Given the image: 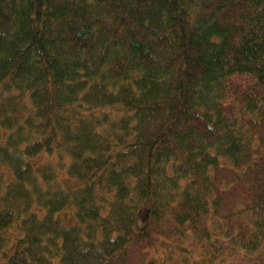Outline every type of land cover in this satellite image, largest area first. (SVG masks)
<instances>
[{
	"label": "trees",
	"instance_id": "16d2710c",
	"mask_svg": "<svg viewBox=\"0 0 264 264\" xmlns=\"http://www.w3.org/2000/svg\"><path fill=\"white\" fill-rule=\"evenodd\" d=\"M171 259L264 264V0H0V264Z\"/></svg>",
	"mask_w": 264,
	"mask_h": 264
},
{
	"label": "rangeland",
	"instance_id": "374dc122",
	"mask_svg": "<svg viewBox=\"0 0 264 264\" xmlns=\"http://www.w3.org/2000/svg\"><path fill=\"white\" fill-rule=\"evenodd\" d=\"M62 217L65 223H73V217H72V213L71 212H64L62 213ZM165 264H179V261L176 260H166Z\"/></svg>",
	"mask_w": 264,
	"mask_h": 264
}]
</instances>
